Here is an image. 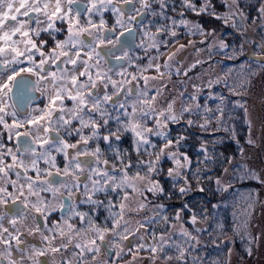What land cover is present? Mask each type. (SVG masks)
Listing matches in <instances>:
<instances>
[{"label":"snow or ice","instance_id":"1","mask_svg":"<svg viewBox=\"0 0 264 264\" xmlns=\"http://www.w3.org/2000/svg\"><path fill=\"white\" fill-rule=\"evenodd\" d=\"M258 208L264 0H0V264H246Z\"/></svg>","mask_w":264,"mask_h":264},{"label":"rangeland","instance_id":"2","mask_svg":"<svg viewBox=\"0 0 264 264\" xmlns=\"http://www.w3.org/2000/svg\"><path fill=\"white\" fill-rule=\"evenodd\" d=\"M251 186V185H249ZM261 212H264V209H257V215H256V220H255V224L257 225V230H259L260 228H264V215H261ZM230 219V217H229ZM236 252L237 253H241V246H240V250H237L236 248ZM244 261H246V264H264V248H260L256 255L249 258L247 256H244ZM233 264H241V260L239 255L234 256L233 257Z\"/></svg>","mask_w":264,"mask_h":264},{"label":"trees","instance_id":"3","mask_svg":"<svg viewBox=\"0 0 264 264\" xmlns=\"http://www.w3.org/2000/svg\"><path fill=\"white\" fill-rule=\"evenodd\" d=\"M236 248H237V250H240V243H239V241H237V243H236Z\"/></svg>","mask_w":264,"mask_h":264}]
</instances>
